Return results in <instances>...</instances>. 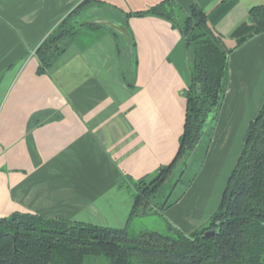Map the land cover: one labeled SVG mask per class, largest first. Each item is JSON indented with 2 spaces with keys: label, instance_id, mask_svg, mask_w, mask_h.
<instances>
[{
  "label": "crops",
  "instance_id": "1",
  "mask_svg": "<svg viewBox=\"0 0 264 264\" xmlns=\"http://www.w3.org/2000/svg\"><path fill=\"white\" fill-rule=\"evenodd\" d=\"M83 1L0 0V218L22 212L128 227L131 181L152 177L177 154L191 53L166 20L127 17L164 0H88L74 18L83 25L41 71L35 50ZM173 1L185 11L201 8L234 49L218 117L201 142L203 193L188 191L161 211L189 233L215 211L223 192L215 178L226 157L230 169L241 151L231 155L229 143L235 131L243 141L264 101V32L237 48L234 36L264 0ZM98 21L126 35L88 27Z\"/></svg>",
  "mask_w": 264,
  "mask_h": 264
},
{
  "label": "trees",
  "instance_id": "2",
  "mask_svg": "<svg viewBox=\"0 0 264 264\" xmlns=\"http://www.w3.org/2000/svg\"><path fill=\"white\" fill-rule=\"evenodd\" d=\"M88 0L77 5L35 50L41 71L49 69L78 32L74 21ZM155 16L177 29L191 53L186 108L176 156L152 177L131 181V217L153 209L151 200L178 165L181 181L188 159L216 121L228 84L229 49L196 5L181 9L164 0L127 17ZM89 28L109 27L89 23ZM264 32V5L249 10L235 34L236 48ZM209 139V136L207 137ZM209 141V140H208ZM172 204L159 203V213ZM155 207V206H154ZM163 231L108 228L14 212L0 218V264H86L103 257L108 264H264V101L243 137V146L215 211L198 229L184 233L165 220ZM214 230L211 238H204Z\"/></svg>",
  "mask_w": 264,
  "mask_h": 264
},
{
  "label": "rangeland",
  "instance_id": "3",
  "mask_svg": "<svg viewBox=\"0 0 264 264\" xmlns=\"http://www.w3.org/2000/svg\"><path fill=\"white\" fill-rule=\"evenodd\" d=\"M239 131L234 132V137L231 139L228 146L229 153L236 154L241 150V146L243 145V141H241V137L238 135ZM205 141V140H204ZM206 143V142H205ZM206 151L204 142L199 146V148L196 149V152L192 154V156L188 159L187 162V168L185 169L181 181L174 186V182L176 181V178L178 177L181 167L178 165L176 169L174 170L173 174L169 176V178L165 181L160 191L155 195V197L151 200V204L153 206H158L159 203H165L167 204H174L176 200H178L183 194H187L188 191H191V193H197L198 195L203 193L204 188V182L208 180L207 173H206ZM231 161L230 159H227L226 157V163L219 165L221 170V173L216 176V184L215 189H220V192H222L225 188L226 180L228 179L233 166L229 168L230 165L228 163ZM228 169V171H227ZM182 172V171H181ZM227 172L226 177H223V174ZM191 187V188H190ZM190 189V190H189ZM192 189V190H191ZM216 191V190H215ZM214 191L213 196L216 194ZM221 194V193H220ZM151 207V206H149ZM149 207L145 210L144 213H141L136 216H132L129 225L128 230L132 232H139L140 230L148 229V230H158L163 231L166 224H165V218L163 220V216H161V212H152L154 210H150ZM86 264H108L107 260L103 257L95 258L92 261H89Z\"/></svg>",
  "mask_w": 264,
  "mask_h": 264
},
{
  "label": "water",
  "instance_id": "4",
  "mask_svg": "<svg viewBox=\"0 0 264 264\" xmlns=\"http://www.w3.org/2000/svg\"><path fill=\"white\" fill-rule=\"evenodd\" d=\"M96 23L104 25L106 27H109L110 29H112L113 31H115L119 34L126 35L125 32L118 25H116L114 23H110L108 21H98ZM214 234H215L214 230H207L204 232L203 237L204 238H211Z\"/></svg>",
  "mask_w": 264,
  "mask_h": 264
}]
</instances>
